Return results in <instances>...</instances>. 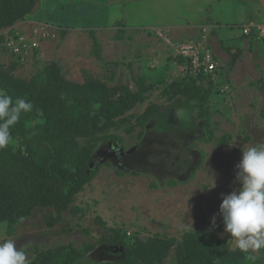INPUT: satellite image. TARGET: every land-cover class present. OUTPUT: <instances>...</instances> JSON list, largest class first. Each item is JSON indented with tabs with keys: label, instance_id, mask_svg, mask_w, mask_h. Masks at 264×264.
<instances>
[{
	"label": "rangeland",
	"instance_id": "rangeland-1",
	"mask_svg": "<svg viewBox=\"0 0 264 264\" xmlns=\"http://www.w3.org/2000/svg\"><path fill=\"white\" fill-rule=\"evenodd\" d=\"M112 1L39 0L29 16L34 22H25L12 31L38 40L44 35L40 32L43 25L48 36L42 37L37 51L27 54L22 65L14 70V76L29 80L35 74H43L53 63L64 79L77 84L90 77L105 82L108 87H133L135 77L145 76L152 82L159 79L164 73L163 66L155 67L159 58L147 54L135 38L126 39L124 30L108 27L112 19L118 20V13L123 14ZM142 1L145 0H132L128 5ZM123 22L115 26L122 28ZM9 32H3V40ZM241 35L242 29L235 26L228 32L229 44L224 42V45L231 48ZM116 36L119 38L115 39ZM248 38H251L248 48L240 47L232 54L228 50L232 58L229 69L226 65L219 68L221 80L230 85L231 92L217 93L210 98L213 140L206 141L205 123L196 118L195 112L191 115L186 108L168 107L172 101L162 93V83L186 76L185 69L178 72L174 66L172 72L165 74V80L157 82L146 101L127 115L142 114L150 103L167 109L149 120L143 129L136 127L132 134L120 130L109 132L121 137V141H104L97 146L93 164L98 172L73 202L83 213L73 215L68 210L60 222L48 227L45 215L51 209L37 207L14 226L10 235L6 223L4 237L15 240L17 247L22 246L30 262L39 251L68 246L83 248L85 244H93L94 248L79 264L121 261L123 245L97 244L101 238L109 237L112 229L125 230L142 240L160 237L177 242L191 230H204L225 238L234 249V241L223 231L219 215L221 197L239 187L235 182V165L241 158V148L264 144V90L261 87L264 50L257 51L258 46H264V41L257 35ZM95 41L99 44L97 47H94ZM95 48L99 49V58L95 56ZM6 51L5 44H0L3 69L10 68L14 60ZM140 132L142 136H138ZM220 139L225 141L224 146L217 145ZM213 180L215 187L211 188ZM170 181L177 184L169 186ZM201 213L206 217V225L196 224ZM51 215L56 217L54 213ZM214 215L216 226L211 227ZM96 218L104 226H98ZM260 253L261 249L250 254L257 258ZM163 264H176L174 247Z\"/></svg>",
	"mask_w": 264,
	"mask_h": 264
},
{
	"label": "trees",
	"instance_id": "trees-1",
	"mask_svg": "<svg viewBox=\"0 0 264 264\" xmlns=\"http://www.w3.org/2000/svg\"><path fill=\"white\" fill-rule=\"evenodd\" d=\"M38 2L0 0L1 45L4 44L1 32L29 18ZM61 33L65 35V32ZM91 36L94 37L93 33ZM98 45L95 41L94 47ZM94 53L100 57L99 49L95 48ZM13 58L10 68L0 66V89L13 101L17 98L31 101L33 109L21 114L20 121L10 129L13 142L0 150V222L6 221L8 235L37 207L51 209V213L45 215L48 227L60 222L68 210L73 215L83 213L81 208L73 206V202L98 172V168L89 169L97 146L104 141H121V137L109 132L120 130L132 134L136 127L143 129L149 120L167 109L150 103L142 114L127 115L138 104L144 103L158 85L145 76L133 78V87H108L105 82L90 77L77 84L64 79L57 65L52 63L43 74H35L26 80L14 76V70L22 63ZM176 60L181 68H187L183 59L178 57ZM162 85V93L172 101L168 107L186 108L191 115L195 112L196 118L205 123L206 141L213 140L209 101L218 93L215 85L202 75L197 78L187 75L164 81ZM261 87L264 90V82ZM217 145L224 146L225 141L220 139ZM176 184L175 181L168 182L169 186ZM53 213L56 217L51 215ZM95 223L104 226L100 218H96ZM196 224L206 225L204 213L198 216ZM110 234L97 244L123 245L124 259L98 264H163L173 247L176 264H261L264 260V249L252 259L250 253L233 249L225 238L204 230H191L180 242L160 237L142 240L117 229H112ZM93 248V244H85L83 248L68 246L39 251L30 264H79Z\"/></svg>",
	"mask_w": 264,
	"mask_h": 264
},
{
	"label": "crops",
	"instance_id": "crops-1",
	"mask_svg": "<svg viewBox=\"0 0 264 264\" xmlns=\"http://www.w3.org/2000/svg\"><path fill=\"white\" fill-rule=\"evenodd\" d=\"M112 2L119 11L122 10L123 14L118 13V20L110 18L112 23L108 27L117 31L124 30L126 39L135 38L146 48L147 54L156 55L159 58L160 62L156 63L155 67L163 66L164 73H161V77L155 82L165 80V74L174 66L178 72L185 69L176 62L177 58L165 41L159 37L160 33L176 43L194 42L205 46L212 51L220 68L226 65L229 69L232 59L229 54L240 47L248 48L251 39L242 33L236 43L233 41L231 48L226 47L224 42L229 44V30L235 26L239 29L250 27L254 31L252 36H256L255 28L264 26V0H145L131 5L128 4L133 3L132 0H113ZM236 9L239 10L236 11ZM121 21H124L125 26L116 27L115 24ZM25 22L33 23L34 21L27 18L3 30L1 34L3 35L4 31L17 30L16 28ZM228 50L231 52L228 53ZM259 50L262 52L264 46H258L257 51ZM231 75L229 73V76Z\"/></svg>",
	"mask_w": 264,
	"mask_h": 264
},
{
	"label": "clouds",
	"instance_id": "clouds-1",
	"mask_svg": "<svg viewBox=\"0 0 264 264\" xmlns=\"http://www.w3.org/2000/svg\"><path fill=\"white\" fill-rule=\"evenodd\" d=\"M32 109L31 101L25 98L13 101L0 89V150L13 142L10 129L20 121L21 114L30 113ZM235 169V182L239 187L222 194L219 205L223 231L234 241L235 249L257 253L264 249V144L241 148V158ZM212 187H215L214 180ZM215 226L214 215L211 227ZM5 229L6 221L0 222V264H30L23 247H17L15 240L4 237Z\"/></svg>",
	"mask_w": 264,
	"mask_h": 264
},
{
	"label": "built area",
	"instance_id": "built-area-1",
	"mask_svg": "<svg viewBox=\"0 0 264 264\" xmlns=\"http://www.w3.org/2000/svg\"><path fill=\"white\" fill-rule=\"evenodd\" d=\"M41 31L44 35H42L38 40L35 38H26L23 34L14 31L12 34H6L4 44L7 52L11 56L18 58L20 62L23 63L27 58V54L30 51L37 50L39 42L48 36L43 28V25L40 32ZM255 31L257 37L264 40V26H257ZM253 32L254 31H252L250 27H245L242 30L243 35L246 37H251ZM159 37L165 41V44H167V46L173 51L175 57H180L186 62L187 68L183 74L194 78L202 75L208 78L215 85L218 93L227 95L231 92L230 85L223 83L221 80V76L219 74L220 65L210 49H207L198 43H176L170 38L165 37L162 33L159 34ZM127 236H130L129 232H127Z\"/></svg>",
	"mask_w": 264,
	"mask_h": 264
},
{
	"label": "water",
	"instance_id": "water-1",
	"mask_svg": "<svg viewBox=\"0 0 264 264\" xmlns=\"http://www.w3.org/2000/svg\"><path fill=\"white\" fill-rule=\"evenodd\" d=\"M94 168V164H93V162H90L89 163V169L91 170V169H93Z\"/></svg>",
	"mask_w": 264,
	"mask_h": 264
}]
</instances>
